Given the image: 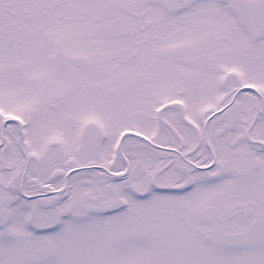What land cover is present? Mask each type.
I'll list each match as a JSON object with an SVG mask.
<instances>
[{
	"label": "snow or ice",
	"instance_id": "6c2138e0",
	"mask_svg": "<svg viewBox=\"0 0 264 264\" xmlns=\"http://www.w3.org/2000/svg\"><path fill=\"white\" fill-rule=\"evenodd\" d=\"M0 264H264V0H0Z\"/></svg>",
	"mask_w": 264,
	"mask_h": 264
}]
</instances>
